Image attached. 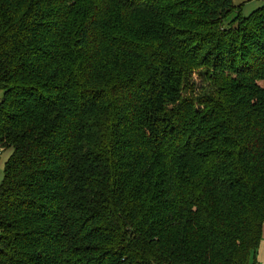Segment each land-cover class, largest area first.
I'll return each instance as SVG.
<instances>
[{"label":"trees","instance_id":"16d2710c","mask_svg":"<svg viewBox=\"0 0 264 264\" xmlns=\"http://www.w3.org/2000/svg\"><path fill=\"white\" fill-rule=\"evenodd\" d=\"M260 81L264 4L0 0V264H256Z\"/></svg>","mask_w":264,"mask_h":264},{"label":"rangeland","instance_id":"374dc122","mask_svg":"<svg viewBox=\"0 0 264 264\" xmlns=\"http://www.w3.org/2000/svg\"><path fill=\"white\" fill-rule=\"evenodd\" d=\"M232 1H233V5L234 6H236V7L239 6L240 7V12L244 16L250 15L259 6L264 4V0H232ZM201 71H203V70L200 68V70H198V72H196V75L193 77V79L195 80L196 83H198L197 75ZM207 85H208L207 83H204V85H202L201 87H205ZM257 85L259 87L264 88V82L263 81L258 82ZM198 93L204 94V91L199 90ZM1 96L2 95L0 93V98H1ZM10 154H11V149H2V148H0V183H1V179L3 177L4 163L10 157L9 156ZM259 242L260 243H259L258 249H257V251L255 253L256 264H264V224H263V228H262L261 237H260V241Z\"/></svg>","mask_w":264,"mask_h":264}]
</instances>
